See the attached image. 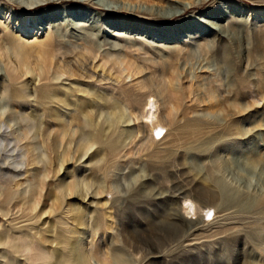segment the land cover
I'll return each instance as SVG.
<instances>
[{"label":"rangeland","instance_id":"1","mask_svg":"<svg viewBox=\"0 0 264 264\" xmlns=\"http://www.w3.org/2000/svg\"><path fill=\"white\" fill-rule=\"evenodd\" d=\"M0 1L28 8L38 0ZM156 1L124 4L139 13L64 2L39 9V20L56 16L42 28H60L54 34L61 55L13 59L42 71L39 83L17 77L25 95L19 107L9 96L0 59V167L18 175L0 189V238L9 236V246L52 228L59 239H88L98 227L95 240L107 264H264V0H190L192 6L189 0ZM176 11L183 14L170 18ZM89 38L98 52L74 54L95 47ZM97 55L119 83L94 73ZM53 63L73 76L48 82ZM90 86L108 98L87 95ZM55 94L89 106L93 117L83 119L71 105L58 123L50 115ZM45 98L49 104L42 105ZM152 100L157 108L148 121L143 117ZM115 103L132 120L116 130L107 120ZM21 114L34 117L44 135L45 161L36 166H29L24 142L15 147L14 137L25 131ZM157 123L164 128L160 134L152 132ZM128 129L132 134L123 142ZM44 170L49 179L39 192L38 180L30 183ZM74 182L84 199L66 197L65 186ZM31 188L39 202L34 212L23 203ZM185 201L193 204L189 214ZM41 211L48 213L32 218ZM76 211L82 213L83 236L70 233ZM9 251L0 246V264H27V252Z\"/></svg>","mask_w":264,"mask_h":264},{"label":"bare ground","instance_id":"2","mask_svg":"<svg viewBox=\"0 0 264 264\" xmlns=\"http://www.w3.org/2000/svg\"><path fill=\"white\" fill-rule=\"evenodd\" d=\"M110 3L102 2L99 0H38L36 2L31 3L28 8H22L20 6L11 5L7 2L0 1V59L5 62V74L8 78V82L10 83V92L9 96L13 102H15L16 107L20 106L21 101H24L25 95L18 90L16 87V80L18 78H24L27 76L34 77L36 82H41V74L42 71L40 67L37 66L31 68L32 63L29 60H25L24 63L13 61V59L17 58H25L29 59L32 56H38L41 58L42 56H57L59 51L61 50V45L59 46L58 37L54 34V32L59 31V27H56L54 31L52 29H43L42 25L48 20L52 19V17H56L55 15L46 16L42 20H39L36 12L39 9L50 7L54 2L60 3H76L77 5H72V8H81L80 4H87L91 7H94L98 10L110 11V12H133L139 13L137 10H130L124 4H151L155 5L158 2H154V0H108ZM205 0H202V3ZM121 3L122 5H117ZM187 4L194 5L193 1H187ZM77 6V7H75ZM185 8L182 10L185 12ZM182 11H176L172 13L169 17L175 18L181 16ZM187 12V11H186ZM77 15V14H76ZM55 27V26H54ZM112 37L116 39H121L124 37L122 34L117 32H112ZM32 39V43H27L24 39ZM88 42L91 43L92 46H98V44L93 40V38H89ZM31 45V46H29ZM105 45V44H104ZM95 47L85 48L83 51L78 50L73 52L74 54L84 55L86 53L96 54L98 49ZM99 48V47H98ZM35 54V55H33ZM63 54V53H62ZM99 54V53H98ZM99 61L97 63L92 64V68L95 74H100V76L105 75V81L112 83H119L118 80L116 82L113 81L112 72H107L105 68L108 63L105 61L104 57L97 55ZM115 62L112 63V65ZM125 69H129V64L127 63L124 66ZM12 72V73H11ZM46 80L48 82H62L65 79H68L70 76H73V73L70 70H66L64 66L60 63H53L48 68ZM115 79H119V77H115ZM69 80V79H68ZM104 79H100L99 82H102ZM170 80L173 81L174 78L170 77ZM30 82V81H29ZM241 87H243V83L241 82ZM89 87L87 91V95H90L95 100L105 101L108 97L103 94L97 95V93ZM72 90V89H71ZM166 99L168 102H173L174 96L171 88L166 89L165 93ZM256 104L259 102L258 96L253 97ZM116 102V101H115ZM49 104L47 98L42 101V105ZM75 106L78 108V113L83 119H90L94 115V111L88 110L89 106L83 107L78 103V100L71 101L68 99L67 95L64 94H55L53 96V106L50 108V115L58 122L63 123V119L66 114V108L68 106ZM156 104L152 100L145 110L144 119L150 121L153 117H155L156 112ZM113 110V111H112ZM108 112V123L110 129L116 130L119 125L129 124L131 123L130 114L127 112L125 108H121L114 104L113 109ZM63 112L61 115L59 114ZM112 111V112H111ZM99 118H102L103 112L100 111ZM171 115V111L169 108L165 110V117H169ZM21 119L24 122L25 131L22 137H14L15 147L18 148L20 143H23V147L25 150L26 157L28 159L29 166H36L42 162H44L46 148L44 145V135L42 134V129L38 128L34 122V117L30 114H21ZM61 128L63 129L62 125ZM164 128L160 123H157L156 126L152 129V132L157 131V134H160ZM64 135V131L61 132ZM125 140L129 139L131 136V130L125 131ZM163 136L159 139L161 140ZM87 148L90 149L93 145V141L90 137L86 139ZM15 148V149H16ZM88 150H86L87 152ZM85 152V153H86ZM63 164L59 166L58 171L60 172L63 169ZM43 173L35 172L34 180H31L30 187H33L34 182L38 180L39 185L36 186V190L42 191L43 187L46 185L45 180L49 179L48 175L50 172H46V170L42 171ZM17 173L9 170H4L0 167V189L7 186L6 184H12L15 182V178L17 177ZM13 187H20L18 183H15ZM66 197H70L76 195L80 199H84V189L81 188L79 184L76 182L69 183L65 186ZM35 188L24 194L23 203L28 207V209L32 212L36 211L39 202L33 199ZM185 209L187 214L190 211H193V204L189 201H185ZM209 211V210H208ZM48 212L41 211L38 215H34L32 218L40 219L42 216L46 215ZM74 224L75 227L70 231L72 235L76 234L79 236L85 235V232H80L79 228L83 225L82 221V213L76 211L74 213ZM184 219L193 224L194 219L184 217ZM30 221V218H29ZM202 221H204L202 219ZM80 233V234H79ZM99 235L98 227L94 230L91 236H88V239H84L83 237L74 238L73 240L60 235V239L58 238L56 231L54 228L47 229L44 232L39 231L33 237L24 236L22 239L21 245H16L14 247L9 246V236L4 238H0V246L5 247L10 252V255L24 253L27 252L26 262L27 264H91V260L95 259L102 264H107L108 257H106L103 253H101V249L96 244V236ZM29 239L27 242L26 240ZM57 241V242H56ZM69 253L68 260L65 255ZM114 261H119L115 258ZM6 263V262H5ZM14 264V263H13ZM26 264V263H23Z\"/></svg>","mask_w":264,"mask_h":264}]
</instances>
